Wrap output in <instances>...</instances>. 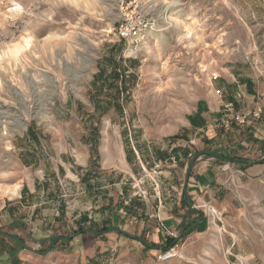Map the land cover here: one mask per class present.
Wrapping results in <instances>:
<instances>
[{"label":"rangeland","instance_id":"1","mask_svg":"<svg viewBox=\"0 0 264 264\" xmlns=\"http://www.w3.org/2000/svg\"><path fill=\"white\" fill-rule=\"evenodd\" d=\"M122 9L158 19L137 52L116 37ZM24 38L30 47L14 60L9 51ZM88 51L93 58L83 68L80 55ZM258 55L264 0H0V187L21 185L18 197L0 196V203L31 187L44 192L41 202L58 197L55 231L71 236L77 225L65 217L66 203L84 207L85 186L100 184L102 203L120 207L126 232L152 242L157 229L166 233L157 227L161 205L181 198L192 156L177 141L194 139L186 128L197 104L214 94L212 76L246 63L263 78ZM240 181L229 180L232 201L211 210L206 229H184L170 261L121 238L78 235L31 255L30 264H264V184ZM217 201L223 205V196ZM5 238L13 253L21 251L15 237Z\"/></svg>","mask_w":264,"mask_h":264},{"label":"crops","instance_id":"2","mask_svg":"<svg viewBox=\"0 0 264 264\" xmlns=\"http://www.w3.org/2000/svg\"><path fill=\"white\" fill-rule=\"evenodd\" d=\"M257 60L260 63V72L264 75V55H258ZM228 103L243 113H259V119L251 118L246 126L236 127L229 133L223 132L217 126V120L221 116L223 105ZM190 120L186 129L191 130L190 134L194 139L189 142L177 141L178 149L187 153V157L192 156L184 171L179 203H174L173 207L168 204L161 205L156 215L160 223L157 227L161 225L166 233L157 229V234L149 243L141 238L158 249H148L139 241L125 236L134 235L126 232L125 225L121 224L123 218L120 216L122 210L118 209L120 207L112 208L109 204L102 203V198L104 202L108 199H105L104 192H100L105 189L100 184H96L97 188L92 189L85 186L83 195L86 194L89 198L84 207L78 208L75 204L66 203L65 217H72L71 220L76 222L77 229L85 230L78 235H89L97 239L121 238L138 243L146 251L161 253L160 247L166 246L167 239L174 238L177 241L185 233L184 229L191 225L196 231H203L213 216L211 210L228 207L232 201L226 197L227 191L231 189L228 185L230 179H235L241 185V178H258L260 183L264 184V161H253L257 157L263 159L264 155V76L260 78L252 66L246 63L230 67L227 74L215 80L211 99L197 104ZM223 163L228 164L227 167L233 168V171L226 174ZM68 172L70 174V170ZM27 189L28 193L20 195L18 199L0 203V264H30V259H35L31 255L42 256L52 252L51 250L40 254L35 250L36 247L46 244L49 249L52 241H64L63 238L67 237L56 234L55 231L59 213L63 212L56 200L58 197L49 196L45 202H41L43 191L36 192L34 187ZM94 190H98L97 196L91 193ZM222 196L224 203L219 206L217 200ZM95 199L97 202L93 204ZM76 217L79 219L75 220ZM194 217L195 219L189 220ZM181 224L183 227L177 230ZM102 229L108 231L97 235L90 232H99ZM175 232L179 233L178 237L174 236ZM5 234L15 237V240H21L26 244V248L17 254L13 253Z\"/></svg>","mask_w":264,"mask_h":264},{"label":"built area","instance_id":"3","mask_svg":"<svg viewBox=\"0 0 264 264\" xmlns=\"http://www.w3.org/2000/svg\"><path fill=\"white\" fill-rule=\"evenodd\" d=\"M158 19L156 16L142 10L122 9L114 27L116 37L123 42L127 50L137 52L147 34L157 31ZM217 80V76H212ZM259 113H243L234 109L233 104L223 105L222 113L217 120V126L225 133L231 132L236 127L249 124L250 119H259ZM174 161V159H172ZM175 259L173 249L159 253L158 260L166 262Z\"/></svg>","mask_w":264,"mask_h":264},{"label":"bare ground","instance_id":"4","mask_svg":"<svg viewBox=\"0 0 264 264\" xmlns=\"http://www.w3.org/2000/svg\"><path fill=\"white\" fill-rule=\"evenodd\" d=\"M14 6V9L12 10L11 9V11H14L15 13H17V14H20L21 13V10H22V7L19 5V4H14L13 5ZM189 31H187V35H189ZM30 47V38H24V41H23V44L22 45H17V46H13V48H12V50H10L9 51V54L11 55V57L14 59V60H16L17 58H18V55H21L23 52H25V50H27L28 48ZM93 58V55L91 54V53H89V51L88 52H86V54H82V55H80V60H81V63H82V67L83 68H86V67H89V62H91L90 61V59H92ZM66 67H67V65H66ZM67 72H70L71 73V76H72V79L74 80V81H77V79H78V74H77V72L76 71H74V70H72L71 68H68V70H67ZM81 87H80V85H76L75 87H74V91L77 93V94H79L80 92H81ZM35 114V113H34ZM37 117V116H36ZM2 118V117H1ZM43 117H41L40 119H42ZM39 119V118H38ZM22 129H25V126L22 128ZM105 137H107V135L105 136ZM106 140V139H105ZM106 144V143H105ZM116 146V145H115ZM105 147H107V146H105L104 145V148ZM108 148V147H107ZM114 148V147H113ZM106 149V148H105ZM108 150V149H107ZM119 152H120V150H119ZM106 153H107V151H106ZM101 154H105V153H101ZM108 154H109V152H108ZM109 155H111V152H110V154ZM109 155H107L108 156V160H109V158L111 157H109ZM120 155V154H119ZM105 156V155H104ZM103 156V157H104ZM107 158V157H106ZM124 162V161H123ZM123 162H121V163H123ZM105 164V163H104ZM20 188H21V185L20 184H15V185H13V186H11V187H8V188H1L0 187V196H4V197H7V198H9V199H12V198H16V197H18V194H19V190H20ZM213 213H214V210H213ZM175 250H173V253H174V256H175V258H176V253L174 252Z\"/></svg>","mask_w":264,"mask_h":264},{"label":"trees","instance_id":"5","mask_svg":"<svg viewBox=\"0 0 264 264\" xmlns=\"http://www.w3.org/2000/svg\"><path fill=\"white\" fill-rule=\"evenodd\" d=\"M114 77H115V78H118L119 75H118L117 73H115V74H114ZM173 151H174V150H173ZM184 157H185V158L187 157V153H184ZM106 231H108V229H102V230L99 231V232H92V231H90V232L93 233L94 235H97V234L105 233ZM84 232H85V230H83V229H81V228H78L75 232L72 233L71 236L64 237V238H63V239H64V242H65L66 244H68V243L72 240L73 237H75V236L78 235V234H82V233H84ZM125 236L128 237L129 239L139 241L141 244H143V245H144L146 248H148V249H155V250L158 249L157 246L149 245V244H147V243H146L143 239H141V238H136V237H134V236H129V235H125ZM14 240H15V239H14ZM56 241H59V240H56ZM56 241H52L51 246H50L49 249H46V250H44V251H42V252H39V253H40V254H44V253H46L47 251H51V250H53L54 247H55V245H56ZM15 242H16V244H18V246H19V248H20L21 250H23V249L26 248L25 245L23 244V242H22L21 240H15ZM176 242H177V241H176L174 238H169V239L166 240V246H164V247H160V248L162 249V251H166V250L172 249V248L174 247V245L176 244ZM13 250H14V249H12V251H13Z\"/></svg>","mask_w":264,"mask_h":264}]
</instances>
